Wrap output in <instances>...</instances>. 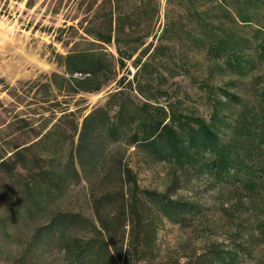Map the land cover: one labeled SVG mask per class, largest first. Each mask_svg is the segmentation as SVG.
Segmentation results:
<instances>
[{
  "label": "rangeland",
  "instance_id": "rangeland-1",
  "mask_svg": "<svg viewBox=\"0 0 264 264\" xmlns=\"http://www.w3.org/2000/svg\"><path fill=\"white\" fill-rule=\"evenodd\" d=\"M117 1L118 4L115 0H0V163L4 161L0 167V264H64L58 245L47 246L44 240L36 245V239L44 236L53 213L90 219L85 196L116 187L117 160L110 158L103 169H91L92 162L82 158L79 163L70 149L75 148L83 118L107 102L121 77L126 78L124 85L131 80L135 72L133 60L144 51L147 55L143 61L157 51L153 69L166 79L161 85L169 96L160 98L159 105L178 100L183 108L209 116L207 95L200 84L210 76L212 63L205 38L224 18L216 10L220 0ZM222 3L233 16L239 8L235 0ZM257 5L253 27L264 31V0ZM110 12L112 28L119 23L120 57L124 60L132 55L120 69L115 44L102 45L86 35L104 32ZM198 14H208L213 19L199 24L195 17ZM239 31L240 27H231L234 36ZM85 50L100 51L111 62V73L107 74L111 80L106 86L96 93L74 94L48 84L52 74L68 79L61 58ZM257 73L264 77V64L258 66ZM153 74L158 79L157 73ZM226 77L215 71L209 82L217 88ZM131 98L136 104L141 100L135 94ZM65 110L73 116L62 118ZM235 111L229 104L224 108L226 115ZM74 125L77 132L72 135ZM48 131L52 135L43 140ZM56 140L58 144L53 146ZM103 146L106 152L111 148L107 142ZM17 147L19 156L15 159L12 154ZM122 163L135 172L140 190L167 193L197 205L195 214L177 224L145 200L144 219L153 220L157 228L153 246L142 251L138 264H192L197 256H202L203 264L210 257L209 243H216L219 250L228 244L225 230L215 228L223 219L221 207H228L230 201L221 198L205 177L196 179L185 172L186 180L171 185L170 170L165 164L133 148L125 150ZM109 171L112 175L103 181ZM53 172L67 177L65 185H58L61 194L56 192L55 198L32 207L33 187H43L46 175ZM187 178L192 181L188 183ZM26 210L30 216L25 215ZM108 211L116 214L114 208ZM125 218L128 231V216ZM201 222L212 231L198 232ZM94 224L99 229L98 223ZM117 224L115 220L114 228ZM120 231L119 228L118 235ZM78 236L85 242L93 238V233L85 227ZM238 264H255L253 255L245 256Z\"/></svg>",
  "mask_w": 264,
  "mask_h": 264
},
{
  "label": "trees",
  "instance_id": "trees-1",
  "mask_svg": "<svg viewBox=\"0 0 264 264\" xmlns=\"http://www.w3.org/2000/svg\"><path fill=\"white\" fill-rule=\"evenodd\" d=\"M235 1L239 8L234 16L222 0L217 3L216 10L224 18L217 21L205 38L212 63L210 76L200 85L204 87L211 110L208 118L183 108L178 100L159 105L160 98L169 96L161 85L166 79L153 69L157 51L143 61L142 57L147 55L144 51L133 60L135 72L131 80L124 85L126 78L121 77L116 83V92L107 102L83 118L75 148L70 149L79 163L82 158L92 162L91 169H103L110 158L113 162L117 160L116 187L85 196L92 214L90 219L78 214L53 213L44 228V236L37 237L36 245L43 240L47 246L58 245L64 264H138L142 251L153 246L157 228L153 220L144 219L145 200L177 224L195 214L196 204L167 193L139 189L135 172L122 163L125 150L133 148L150 160L165 164L170 170L171 185L186 180L185 172L196 179L205 177L221 198L230 201L228 207H221L223 219L215 228L225 230L228 244L219 250L216 243H209L210 257L203 264H238L245 256L252 255L255 264H264V77L257 73L258 66L264 64V31L253 27L259 0ZM204 16H195L199 24L213 19L208 14ZM111 22L110 12L104 32L86 35L102 45L115 44L120 69L132 55L124 60L120 57L123 53L119 23L113 29ZM232 26L240 27L238 35L231 34ZM61 63L68 79L52 74L48 80L58 91L96 93L111 80L107 77L111 62L100 51L69 53L61 58ZM215 71L227 76L218 89L209 82ZM131 94L139 97L140 102L134 103ZM112 101L114 111L110 115ZM228 104L236 109L233 115L224 113ZM66 112L62 111V118L73 116ZM72 129L75 135L77 125ZM50 135L52 131L45 133L43 140ZM105 142L111 146L108 152L104 150ZM57 144L56 140L53 146ZM18 149L12 154L15 159L19 156ZM3 164L4 161L0 167ZM111 175L112 171L106 173L103 181ZM46 176L47 183L33 187L30 193L32 207H40L61 194L58 185L66 183L63 173ZM187 181L192 180L187 178ZM109 208H114L116 214L111 215ZM30 214L29 210L25 211V215ZM126 216L128 231H125ZM115 220L118 224L114 228ZM85 227L92 230L93 238L82 242L78 233ZM117 228L121 229L120 235ZM205 230L212 231L201 222L197 231ZM192 264H202V256H197Z\"/></svg>",
  "mask_w": 264,
  "mask_h": 264
}]
</instances>
